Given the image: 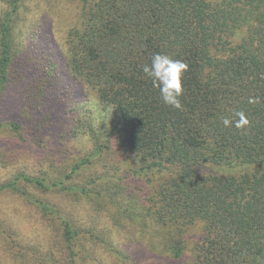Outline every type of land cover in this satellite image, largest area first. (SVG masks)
<instances>
[{
	"label": "trees",
	"instance_id": "1",
	"mask_svg": "<svg viewBox=\"0 0 264 264\" xmlns=\"http://www.w3.org/2000/svg\"><path fill=\"white\" fill-rule=\"evenodd\" d=\"M27 2L6 0L0 14V104L12 89L28 98L19 118H0L1 134L21 145L27 141L28 119L41 136L46 124L37 121L52 118L48 108L58 98V107L79 100L67 93L73 83L96 95L112 127L100 136L92 103L73 126L78 137L91 139L88 154L59 171L56 179L20 172L0 182V193L25 196L22 182L70 193L76 206L90 202L112 222L121 216L123 222H152L165 228L176 258L191 243L183 236L201 226L204 237L193 244L194 264H264V0H79V25L68 31L60 64L66 79L56 71V81L51 76L55 66L47 69L48 52L34 48L19 57L16 51L15 31ZM155 54L188 65L182 110L164 103L142 71ZM250 98L256 102L249 103ZM236 111L250 120L246 129L223 125ZM69 113L74 117L76 111L67 110L62 117ZM72 122L65 123L64 138ZM109 133L130 153L123 166L135 167L130 170L135 179L158 181L146 203L137 198L130 202L122 183H104L109 175L103 174L110 170H97L110 144L101 140ZM111 170L114 175L120 171ZM82 174L83 181L76 182ZM40 205L49 221L51 216L63 223L73 264H83L88 245L106 246L111 240L109 223L99 230L96 219L88 226L72 211Z\"/></svg>",
	"mask_w": 264,
	"mask_h": 264
},
{
	"label": "rangeland",
	"instance_id": "2",
	"mask_svg": "<svg viewBox=\"0 0 264 264\" xmlns=\"http://www.w3.org/2000/svg\"><path fill=\"white\" fill-rule=\"evenodd\" d=\"M24 7L21 12L22 20L15 31L16 51L20 54L19 57L23 55V51L30 53L34 48L43 49L44 52L49 53L46 56L50 57L46 60L49 62L47 69L51 70V65L55 66L54 70H51L53 81H56L58 77L56 71L66 79L65 68L60 64L63 61L62 54L65 56L68 31L74 25H79V0H28ZM5 8L6 0H0V14ZM44 39L50 45H45ZM30 56L27 55L28 58H32ZM18 67L22 69L20 65ZM69 88L67 93L72 94L71 98L75 100L79 98V100L77 102L69 100L67 105L58 107L61 103V98H58L55 105L48 108L52 118L45 120L40 117L37 121L38 124H46L41 136H37L35 127L28 126V119L24 120L27 141L19 146L14 145L11 138L5 139L0 130V182L12 179L20 172H26L32 176L45 174L47 178L56 179L60 177L59 171L69 168L73 162H77L88 154L92 150L91 139L89 136L78 137V130H76L78 128L73 126L74 118L81 117L92 103L95 105L93 111L96 118V121L94 120L96 130L102 136L108 129L110 118H106V112L101 109L96 95L86 94L82 87L75 83ZM22 96L26 95L16 92L15 89L9 92L0 104L1 120L8 122L20 117L22 107L24 108L28 102V98ZM73 109L76 111L74 117L71 113L62 117L65 111L71 112ZM44 114L47 112L42 115ZM70 120L73 122L71 129H68L69 137L64 138L63 128H66L65 123L68 126ZM110 126L112 127V124ZM108 135L110 136L101 140V143L103 145L110 143L109 150L106 152V157L97 162L99 172L110 170L103 174L106 177L109 175L104 183L107 186L122 183L125 193L130 195V202L133 198H137L146 203L151 190L154 189V184L158 181L153 177L149 181L146 176L135 179L136 176L130 172V170L134 171L135 167L126 169L123 166L130 153L124 152L126 150L116 142L115 135L112 137L110 133ZM131 157L134 162L135 157L132 155ZM112 167H118L120 171L114 175ZM83 179L82 174L76 182H81ZM20 183L27 189V195L21 196L11 191L0 193V264H73L64 241L63 223L51 219V216L49 221L40 203H49L57 211L61 209L72 211L77 219H83L88 226L92 219L97 220L95 226L100 228L102 224L109 223L108 235L111 240L106 242V246L88 245L89 252L83 264H194L193 244L201 242L204 237L201 226L191 228L183 236L185 243H191L186 253L181 258H176L169 251L170 239L165 228L156 226L152 222L144 223L146 221L140 218H129V221H133L123 222L124 219L121 221V216L112 222L109 215L104 216L102 212L97 214L90 202H83L84 205L76 206L73 201L76 198L70 193L57 189L43 191ZM68 205H72L71 208H67ZM134 210L137 212V209Z\"/></svg>",
	"mask_w": 264,
	"mask_h": 264
},
{
	"label": "clouds",
	"instance_id": "3",
	"mask_svg": "<svg viewBox=\"0 0 264 264\" xmlns=\"http://www.w3.org/2000/svg\"><path fill=\"white\" fill-rule=\"evenodd\" d=\"M142 71L159 90L164 103L182 110L180 97L184 92L183 76L188 71L187 63L173 59L167 54H155L151 59V64H145ZM255 102V99H249V103ZM222 123L225 127L235 126L239 129H246L250 126V120L243 111L234 112L231 118L225 117Z\"/></svg>",
	"mask_w": 264,
	"mask_h": 264
}]
</instances>
